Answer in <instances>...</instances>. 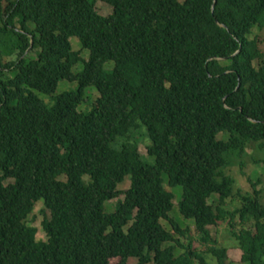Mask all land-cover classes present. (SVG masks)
Listing matches in <instances>:
<instances>
[{
    "label": "trees",
    "instance_id": "1",
    "mask_svg": "<svg viewBox=\"0 0 264 264\" xmlns=\"http://www.w3.org/2000/svg\"><path fill=\"white\" fill-rule=\"evenodd\" d=\"M106 1L108 15L96 0H0V264H231L208 228L220 222L242 262L264 264L258 191L224 207L231 157L249 142L264 149V51L248 37L264 26V0ZM61 79L76 88L50 102L33 91L50 95ZM89 86L98 96L80 110ZM164 182L181 186L195 239L169 216ZM38 200L45 240L25 222Z\"/></svg>",
    "mask_w": 264,
    "mask_h": 264
},
{
    "label": "rangeland",
    "instance_id": "2",
    "mask_svg": "<svg viewBox=\"0 0 264 264\" xmlns=\"http://www.w3.org/2000/svg\"><path fill=\"white\" fill-rule=\"evenodd\" d=\"M96 11L101 15H108L112 12V6L106 0H96L95 3ZM15 26L18 27L17 21H15ZM28 27H31L30 24H27ZM7 35L13 40L16 41L15 36L12 34L7 33ZM249 38H256L258 42V46L260 47L261 51H264V26H253L251 29L250 34L248 35ZM70 44L73 50L79 51V54L82 58H87L88 50H82L78 43V39L76 36L69 37ZM5 42V41H4ZM8 44V43H7ZM36 49L29 51V56H34ZM16 56V48L12 47V52L10 55H7L3 61L7 62L13 60ZM253 64L256 66L257 62L254 61ZM81 64L77 63L72 67V72H76L81 69ZM113 66L112 61H106L103 64V68L106 70L111 69ZM11 75V72L6 71L4 76ZM77 86L75 81H71L68 79H61L57 83V87L53 93L50 95H43L39 91L33 90L40 98L44 99L46 102H50L51 97L56 95L57 93L63 90H70L75 89ZM98 96V92L93 86H89L84 91V99L79 105L80 110H88L91 108L92 104L95 101V98ZM222 132L216 134V138L219 139L222 137ZM140 139L141 137H137ZM147 142L146 139H144ZM139 151L141 154H145V147L144 141L141 142L139 140ZM147 162H152V157H145ZM227 174H229L234 179V186H233V194L225 199L224 207L228 209H234L235 207L239 206L240 201L238 198L237 193H250L254 194V190L258 191L261 200L264 202V149H260L257 143L249 142L247 148L245 149V153L240 156H233L231 157V163L225 168ZM83 179H88L87 175L83 176ZM11 181L10 179L6 180L5 183ZM130 183L129 175H126L122 182L119 183L118 189H126L128 188ZM164 186L166 190H170L173 192V208L169 212V216L177 221L181 227L188 225L189 227V234L195 239L196 234L194 231V226L191 224V221L183 219L182 216L179 214L177 209V201L181 198L182 188L179 185L175 186H168L166 182H164ZM117 198L121 199L122 195H119ZM117 198L107 200L103 203V208L105 212L112 211L116 202ZM216 198V195L211 196L210 202H213ZM43 208V203L41 200L35 202L32 211L28 214L25 219L26 224L35 227L36 234L35 237L38 240H45L46 235L41 227V221L43 219V214L41 209ZM161 223L164 227L169 228V224L166 220H161ZM209 230L211 236L216 240V243L220 246H225L227 248V261L231 264H247L240 260L241 251L239 248L236 247L234 239L230 235V229L225 222H220L219 224L209 225ZM180 240L185 241L183 237ZM201 248V246H198ZM181 250L177 247L176 254L180 253ZM110 264H120L118 258H111ZM129 264H134V259L128 260Z\"/></svg>",
    "mask_w": 264,
    "mask_h": 264
},
{
    "label": "water",
    "instance_id": "3",
    "mask_svg": "<svg viewBox=\"0 0 264 264\" xmlns=\"http://www.w3.org/2000/svg\"><path fill=\"white\" fill-rule=\"evenodd\" d=\"M31 42V41H30Z\"/></svg>",
    "mask_w": 264,
    "mask_h": 264
}]
</instances>
